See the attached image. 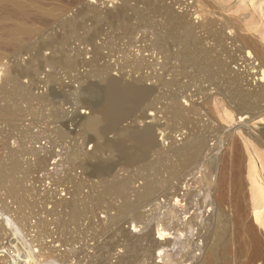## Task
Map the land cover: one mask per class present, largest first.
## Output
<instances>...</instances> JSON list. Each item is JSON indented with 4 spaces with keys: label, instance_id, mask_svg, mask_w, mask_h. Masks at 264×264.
I'll return each instance as SVG.
<instances>
[{
    "label": "rangeland",
    "instance_id": "1",
    "mask_svg": "<svg viewBox=\"0 0 264 264\" xmlns=\"http://www.w3.org/2000/svg\"><path fill=\"white\" fill-rule=\"evenodd\" d=\"M193 1V3L197 2L200 7L203 6L205 8L206 5L208 9L218 5L239 4L241 8L238 12L228 11L230 13L227 12L226 14L232 16L236 13H252L259 21V28L264 31V0H244V2H241L242 0ZM40 2L43 7L51 11L45 17L42 30L36 31L31 39L24 40L19 46H11L9 43L6 44L4 41H0V107L6 105L9 108L7 113H0V168L7 170L10 169V164L16 165L15 169L11 168V172L10 170L5 171L9 174H5L1 181L5 182L6 185L0 182L3 185L0 186V262L2 264H8L9 262L11 264H118L114 263V261L123 257L121 259L125 260V262L131 263L130 261L133 260L130 258L135 259L133 262H139L135 264H191L196 261L195 259H200L205 251V239L203 236H208L210 231L214 230L216 223L213 207L203 203L210 197H207L206 192L202 189V185L207 182L209 184L211 182L215 183L216 180L223 176V171H220L221 157H223V152L225 153L224 149L226 150V145H229L233 139L221 140L222 143L220 142L221 145L219 144L218 148L215 147V140H209L208 147H210L208 149L212 151H207L208 156L201 159V164L192 167L195 170L191 171V173L186 174V172L191 170L187 169L184 171L185 173L169 178L167 182L165 181L166 183L161 178H166V174L162 173V175L156 176L157 179L158 177L160 178L158 179L159 182L156 179L153 183L154 187H158L157 192L155 189L156 193L154 192V197H151L148 203H141V205L145 204L146 206L135 204L136 207H133L138 210L139 213L137 212V215L140 214V217L143 219L142 221L145 223L140 219L138 220L137 215H134L133 218L132 215L136 214L137 210L134 209L132 211L130 209L131 211L128 210L127 213H124L130 221L124 216V220L114 225V227L112 226L108 233L107 231L103 232L104 234L98 233L99 228L96 227L99 222L98 219L103 218L102 221L106 222L105 211L103 212L101 208L106 207L107 209L109 205L107 203L112 202L114 204L113 208L116 211L108 212H117V207L115 206L120 204L121 198L106 194L107 197H103L102 194H100L101 197L98 196V193L101 191L100 189H102L100 185L97 188L94 187L95 190L92 191V186H94L92 181L95 182L96 179L88 175V178L85 177L84 167L79 166V155L76 153V150L80 147L82 152L84 150L90 152L93 150L95 142H100L102 144L101 149L103 148L105 151L103 155L109 154L108 149L111 148L110 150L114 152L113 158L117 160L118 153L126 151L132 146H137L138 137L134 131L150 123L151 121L149 120H152L150 117L155 115H150L149 117L148 113L153 111L152 108L155 110L156 107H159V104L156 102L154 103L155 106L152 104L148 107L146 104L149 101L152 102L151 100L154 97H144L138 92L140 86L151 87L153 84L155 85L156 78L152 72L154 74L161 72L157 68L159 67L157 64H159L160 60L155 59L157 54L154 52L152 43H149L148 40L151 38L150 42H152L154 36L151 34L152 32L148 34L143 25L140 27V21L136 20V22L134 18H132L134 20L131 19V24H120L117 30L106 23L105 25L102 23L100 26V24H95L94 20L91 22L86 21L84 26L82 25L79 30H75L76 33L73 34L74 31L70 32L71 35L67 30L63 29V24H60L64 19L75 16L79 17L80 15L78 14L82 13L81 10L87 3L94 7L96 6L98 10H102L104 13V11L108 12L107 10L109 9L121 7L123 4L122 0H41ZM167 2L170 3L169 0H166ZM190 2L191 0H187L184 4H190ZM136 3L138 5V2ZM130 4L131 6H135L134 0H131ZM139 5L143 7L142 3ZM251 5L253 6L251 7ZM176 7L177 5L174 6L175 9H177ZM130 11L133 12L129 10L127 13ZM143 12L150 13L145 15L146 18H153L151 20L152 23L156 21L157 18L154 17L157 15L156 12L151 11V13L150 10L145 11V9H143ZM255 12L261 13L260 15L262 16ZM75 13L77 14L75 15ZM154 13L156 15L151 16ZM82 16H84L83 13ZM96 29L100 31L96 33L98 31ZM41 39L54 41L55 43L51 47L39 49L37 43ZM258 39L264 45V35ZM60 40H63L64 46L62 50L57 45ZM229 42L226 41L228 47L225 45L228 53L224 51L226 56L223 53L221 58L229 63L230 59L234 57V63H229L232 69L231 75H237L240 84H242L241 86L247 89L250 86H255L258 79L264 82V76H262V79L260 78L261 75L256 67L258 62L254 61L252 56L246 55L245 51L242 52L240 50V52L237 50L239 43L238 45L234 43L233 47L231 46L233 43L228 44ZM147 44L152 45V48ZM144 45L148 48L143 47ZM150 52L155 53V55L153 53H151L153 55H150ZM63 54L66 55L68 60L61 58ZM141 58L147 59L148 62H146L147 60H143V63H150V65L146 63L142 64L141 61L139 62ZM133 59H137L138 61L130 62ZM146 65L148 66L147 68L145 67ZM149 66L152 68V71ZM106 68V72L116 79L112 83L105 81L104 76L101 74ZM100 70L102 71L100 72ZM147 74H150V77L154 76V79H152L153 77L151 80L150 77H148L149 79L146 78ZM164 77L166 80L169 79V74L164 73ZM181 80L182 82L186 81L185 79ZM16 86L27 91L28 95L23 96L21 94L23 91L19 93L15 88ZM166 89L168 90L167 87L163 90L166 91ZM193 89L194 86H190L187 94H190ZM108 94H110V97H105ZM4 96L5 98L3 99ZM13 97H17L15 103H13ZM107 98L111 100L109 102H111L112 107L117 110L113 113H116L117 122L119 123H115L110 130L107 123L109 120L106 118L107 114H110V110L104 106V103L108 101ZM189 99L200 107L199 119L201 130L204 125H209L212 132H216V127L223 133L226 130L233 133L237 132V129L239 130L238 123L241 122L239 121V115L236 114L231 105H227L223 100L216 97L208 100L206 97L199 96ZM180 102L184 106H188L189 104V101L186 102L184 98ZM115 103L121 105L119 109L113 106L116 105ZM225 110L230 114V117H225ZM91 111L96 114L94 126V123L90 124V121L87 122L81 118L90 116ZM157 115L160 116V114ZM193 117L195 118L196 116ZM211 118L213 119L211 120ZM99 128L101 136L97 137L94 131ZM106 129H108V132ZM256 130L262 131L258 128ZM173 134L174 132L169 131V128L165 131L158 130L155 132V139L158 141V146L156 145L155 147H159L157 149L161 151H167L172 145L171 141L175 145L181 144L187 132L183 129L180 132H176V135ZM227 140L231 141H228V143ZM137 148L142 150L141 145ZM147 156L148 159L150 157H153L151 159L155 158V154L153 153L152 155L148 153ZM210 156L215 159L219 158L218 163L208 164ZM145 160L147 158L137 160L133 165L140 163L139 165L137 164L140 167L147 163ZM247 162L248 158L245 156L242 172L243 193L248 219L254 222L250 196L254 175H249ZM133 165H116L120 178L121 176L124 180L127 178L129 184L131 180V182L137 180L135 183H132L134 186L129 185V192L132 194L130 195L131 198L135 197L133 194H135V188L137 189L136 186L142 185L145 178L149 179L147 177L148 174L150 179L153 178L152 175L155 172L151 168L158 167V164H154V166L152 164L150 165L151 168L149 167L147 171L144 169L145 166L140 167L142 171L136 167L140 171L139 175L136 173L135 165ZM128 166H133L134 169ZM120 167L122 168L121 170ZM150 170L152 175L149 172ZM6 175H8V178ZM128 176L134 177L130 179ZM82 178H84L83 181L90 179V181L86 182L92 185L85 186L87 183L80 181ZM8 181L13 182L15 186H9V188ZM79 183L81 186L78 185ZM5 186L7 187L6 189L16 187V190L13 189L7 192L8 190L5 191ZM78 187L81 189V192L78 191ZM89 187L91 193L87 190ZM139 188L141 189L138 186ZM176 189H179V192H176ZM11 191L16 193L13 194ZM82 193H84L83 196L81 195ZM229 194L230 192L227 193L228 196ZM211 195L216 197L217 193L212 190ZM96 196L100 198L99 202L96 201L99 200ZM92 197L94 198L91 199ZM109 197L113 201H109ZM113 197H117L115 201ZM131 198L130 200H132ZM105 200L107 203H105ZM65 203L66 205H64ZM138 206H140V209L137 208ZM91 207H93L92 209L95 210H93L95 213L90 210ZM83 208L86 211H83ZM81 210L83 213L85 212V216L82 215ZM79 211L80 213H78ZM128 214L135 219L133 220L135 222L132 221L130 216L128 217ZM223 215L228 219L223 225H225L233 237L231 264H264V240L259 242L260 248L263 249H259V252L256 253L257 248L254 245L245 246L242 244L236 223V208L230 209L229 207H224ZM136 219L146 224V227H151L153 240L164 245L161 248L162 254L157 255V248H155L156 245L152 240L150 242V240L144 239L142 242L139 241L141 244L138 245L141 246H138L137 248L139 249L136 248L135 250L139 252L144 249L142 250L143 252L141 251L138 254L132 250L133 253L130 251L126 255L125 247L123 246L126 244L124 242L127 241V237L129 239L133 234L139 235L146 231V227L142 229L145 225H142L140 222L137 223ZM92 220L93 222L95 220L96 225H91L93 223ZM115 227L116 229H113ZM161 228H166L165 230L170 232L171 237L166 239L163 236H159ZM124 229H128L127 232L130 231V233L120 235L121 237L117 236L120 233L113 236L110 235L112 231ZM255 232L260 235V231L257 229ZM262 233L264 238V232L262 231ZM99 237L100 239H98ZM91 239L94 240L90 241ZM95 239L99 240V242H96ZM110 239L114 243V240H117L116 242L119 243H115L117 247ZM105 241L106 243H104ZM143 241L146 242L143 243ZM167 241L169 243L165 244ZM107 242L113 244L111 245V243L108 244ZM93 247L95 249H92ZM15 249H17V252ZM145 249H148L147 253L149 255L143 254L146 251ZM104 250L108 251L105 252ZM18 252L19 254H17ZM27 252L30 254H27ZM100 252H102V255H100ZM122 253L123 255L119 257ZM16 254L17 256H15ZM37 254H41L42 256L40 257ZM128 254L130 256L138 254V257L135 258L133 255L132 257H128L129 260H127L126 256H129ZM13 255L16 261L13 260L15 259ZM188 255L190 256L189 258ZM29 256L32 257L29 258ZM152 256L153 258L151 259ZM34 257L35 260L32 259ZM119 264L122 263L119 262Z\"/></svg>",
    "mask_w": 264,
    "mask_h": 264
},
{
    "label": "bare ground",
    "instance_id": "2",
    "mask_svg": "<svg viewBox=\"0 0 264 264\" xmlns=\"http://www.w3.org/2000/svg\"><path fill=\"white\" fill-rule=\"evenodd\" d=\"M40 1L41 0H0V41H4L6 44L9 43L11 46H19L24 40L31 39L36 31L42 30L44 22H45V17L49 15L51 11L43 7ZM130 1L131 0H122L123 4L121 7L119 6V7H115L114 9H109L107 10L108 12L104 11V13L102 10H101L102 12L98 10L96 6L94 7L93 5L87 3L81 10L84 16H82V13L80 12L81 14H78V15H80L81 17L75 16L69 19H64L60 22V24H63L62 25L63 29L65 31L67 30L68 33L71 35L70 32L74 31L73 34L76 33L75 30L77 31V29L79 30V28L82 25L84 26L86 21L91 22L94 20L95 24L97 25L100 24V26L102 25V23L104 25L106 23L107 25H110L115 30H117L120 24H124V23L131 24L132 20L135 19V21L136 20L140 21L139 23L140 27H142L141 25H143L145 29L147 30L145 31L148 34L149 32L150 33L152 32L151 34H153L154 40L152 42H150V40H152L151 38L148 40H149V43H152L153 48L155 50L154 52H156L157 54L156 57L154 56L155 59L157 58L160 60V61L158 60L159 64L157 65L159 67L157 68H159L161 72L155 73V74L154 72H152L156 78L155 85L153 84V86L151 87L150 86L149 87L140 86V89H138V92L141 93L144 97H154L151 100L152 102L149 101L146 104L148 107H150L155 102L159 104V107L158 108L156 107L155 110L152 108L153 111L152 110L151 111L152 112L155 111L154 113L152 112L148 113L149 117L150 115L151 116L155 115L153 117H150L152 118L153 121L149 120L151 121L150 123H147L134 131L136 133L135 135L138 137L137 146L136 145H135L136 147L132 146L128 150L118 153L119 156H117L118 157L117 160L113 158L114 152L110 150L111 148L108 149L109 154L107 155L105 154V156L103 155V152L105 153V151L103 148L101 149L102 144L100 142H97V143L95 142L94 148L90 152H86L85 150L84 152H82L80 147L77 148L76 146L77 148L76 153L79 155V163H80L79 166L84 167L83 171L86 174L85 177L87 178L88 176L95 177L96 179L95 182L92 181V183H94V186H92V191L95 190L94 187L97 188L98 185H100L102 189H100L99 187L101 191L100 193H98V196L102 194L103 197L106 195H111V196H117L121 198L120 200L121 202L119 201L120 204L115 206L117 207V212H114L116 214L110 213L111 211H116V209L113 208L114 204L112 202H111L112 204L110 202L107 203V201L105 200L106 201L105 203L109 205L107 206V209L106 207L101 208V209L103 210V212L105 211L104 214L106 217V220H105L106 222H103L102 221L103 218H101V219H98L99 222L97 223V225L95 224V220L94 222L92 220L93 223L90 221L92 223L91 225L95 224L96 227L99 228L98 233L100 232L103 233L106 231L108 233L110 231L109 229L112 228V226L114 227V225L124 220L123 217L126 216L124 215V213H127L128 210L134 211V209L136 208H133V207H136L137 204H139L140 206H144L145 204L141 205V203L150 202L149 201L150 198L154 197L153 194L155 192V189H156V192L158 189V187H154L153 185L154 181L157 179L156 176H160L162 175V173L166 174L167 176L166 178L161 177L162 181L166 183L169 178L177 177L181 175L182 173H185L184 171L187 169L188 170L191 169V170L189 172H186V174L191 173V171L195 170V169H192V167H196L197 165L201 164V159L203 157L208 156L207 151L209 152L212 151L208 149L210 147V146L208 147L209 140H215V147L218 148L219 144L221 145L222 143L221 140L225 141V139L232 138L233 140L232 141L230 140L231 142L227 140V142L229 141L230 143L228 142L229 145H226L227 148L225 147L226 148V150L224 149L225 153L223 152V155H222L223 157H221L222 160L220 161V168H221L220 171L221 170L223 171V176L220 177L218 180H216L215 183L211 182L212 184L211 183L209 184L207 182L202 185L203 187L202 189H204V192H206L205 194H207V197H210L209 199H207V201H204L203 203L206 205H211L213 207L214 212H215L216 223L214 225V230L213 231L211 230L208 236H205V235L203 236L205 239L204 254L202 255V257L200 256L201 257L200 259L197 258L199 260L195 259L196 260L195 262L192 261L193 263L191 264H231L232 262L231 245L233 243V237L228 232L225 225H223V223L228 220L225 217V215H223L224 207H229L230 209L236 208V211H237L236 223L238 225V234L241 237L242 244L245 246L254 245V247L257 248L256 253H258L259 249H263V248H260L259 242L261 240H264L263 235H262L263 234L262 231L264 232V82H262V80L259 81L258 79L256 81L255 86L253 87L250 86L249 89L242 87L241 86L242 84H240V81H239V77L237 75H231L232 69L230 68L229 63L231 64V62L234 61V57L233 59H230L229 57V59L231 60L229 63L227 61L225 62L221 58V55L223 53L226 56V53L224 52L226 51V48H225V45L227 44L226 41H230L228 44L233 43L231 45L233 47L235 45L234 43H237V45L239 43L237 50L239 51L241 50L242 52L245 51L247 53L246 55H249L250 57L252 56L253 60L258 62L256 67L258 68V72L261 75L260 78L262 79V76H264V45L261 41H259L258 38H261V36L264 35V31L259 28L258 19L254 17L252 13H248V14L236 13L232 16H228L226 14L228 11L238 12L241 8L239 4H236V5L233 4V5H228V6L218 5L214 8L208 9L206 8V5L204 8L203 6L200 7V5L197 4V2L193 3L194 2L193 0H191L190 4H184V2L187 0L185 1L184 0H173L172 2L171 0H169L170 3L168 2L166 3V0L165 1H162V0H134V4L136 2H138V5L142 3L143 7L139 5L141 6L139 8V6L136 5L137 3L135 4V6L134 5L131 6L132 3L130 4ZM241 2H244V0H242ZM198 3H202V2H198ZM176 5H177L176 7L177 9L174 8V6ZM252 6L253 5H251V7ZM143 9H145V11L150 10V12L153 11L157 13V15L156 13L151 14V16L156 15L154 17L157 19L154 23H152L151 21L153 18H150V19L146 18L145 14H150V13H146V12L144 13ZM129 10H132L133 12L130 11L131 13L128 12L130 13L128 14L127 11ZM76 14L77 13H75V15ZM96 30H94L96 31V33L100 31L99 29H96ZM54 43H55L54 41H48V40L41 39L37 43V47L39 49H42L45 47H51L53 46ZM57 45H59L62 50L63 49L62 47L64 46L63 40L58 41ZM152 45H148V46L151 47ZM231 46L229 45L230 48H232ZM143 47H147V46L144 45ZM151 53L153 52H150V55H153V54L155 55V53L153 54ZM244 57H245V54H244ZM61 58L63 60L64 59L68 60V58L64 54L61 55ZM143 60L146 61L147 59L141 58V60L139 59V62L141 61L142 64H145L146 62H148L147 60L145 63H143ZM136 61L138 60L133 59L130 62H136ZM146 64L150 65V63H146ZM145 67L147 68L148 66L146 65ZM107 68L103 72H101L102 70H100V72L102 76H104L105 81L112 83L116 79L111 77L110 74L106 72ZM149 68L152 71V68L150 66ZM146 72L149 73L148 71ZM164 73L169 74V79L166 80V78L164 77ZM150 74H147V76L145 77L146 78L150 77L151 76ZM152 77H150V80L151 78L154 79V76ZM146 78H143V79H146ZM181 79H185L186 81L182 82ZM190 86L191 87L194 86V89L191 91L190 94H187L188 90L190 89ZM166 87L168 88V90L167 89L166 91L163 90ZM15 88L18 90L19 93L23 91L21 93L23 96L28 95L27 91L20 89V87L16 86ZM194 96L206 97L208 100L213 97H216L220 100H223V102H225L227 105H231V107L235 110L236 114L239 115V121H241L238 123L239 130L237 129V132H234V133L232 131L227 132L226 130V132L223 133L219 131L218 127H216V132H212L211 127H209V125H206V126L204 125L203 129L201 130L200 119H199V114H200L199 111H201L200 107L189 99ZM105 97H110V94H108ZM4 98L5 96L3 97V99ZM13 98H14L13 103H15V99L17 97H13ZM183 98L185 99L186 102L189 101L188 106H184L181 104L180 100ZM107 100L108 101L104 103V106L110 110L109 111L110 114L108 113L106 116V118L109 120L107 123H108V129L110 130L113 128V125L115 123L116 124H119V123L117 122L118 120H117L116 113H113L117 110L112 107L111 102H109L111 100H109L108 98ZM1 104H4V103H1ZM115 104L116 105H113V106L119 109L121 105H119L118 103H115ZM8 111H9L8 106L4 105L3 107H0V113H7ZM157 114H160V116ZM224 115L225 117L226 116L230 117V114L226 110L224 111ZM157 116L159 117L156 118ZM193 116H196V117L194 118ZM95 117H96V114H94V112L91 111L90 116L84 117V118L81 117V118L85 119L87 122L90 121V124H92L94 123ZM212 119L213 118H211V120ZM95 123L93 124V126L95 125ZM167 128H169V131L174 132L175 135H176V132H180L183 129H185L187 132V135L183 139L181 144L178 143V145H175L173 144L174 142L171 141L172 145L170 149L167 151H164V150L161 151L160 149H157L159 147H155L156 145L158 146V141H156L155 139L156 138L155 132H157L158 130L165 131ZM256 128L262 131L259 132L256 130ZM108 129H106L107 132H108ZM94 133L97 137L101 136L99 134L100 128L96 129ZM103 136H104V132H103ZM140 145H141L142 150H139L137 148V147H140ZM78 149H79V153H78ZM244 152L246 155L244 154ZM148 153H151V155L152 153L155 154V158L151 159L153 157L149 156L150 158L148 159V156H147ZM245 156L248 158V162H247L248 173L250 176L254 175L253 180H252L253 185H252L251 193H250L251 205H252L251 208H252L254 222H251L252 220L250 221V219H248L247 211L245 208V197L243 193L244 190H243V184H242L243 182L242 172H243V164L245 161ZM146 158L147 160L145 161H147V163L144 162L145 163L144 165L141 164L142 166H145L144 169H146V171L148 170L150 165L153 164L152 166H154V164H158V167L156 166L157 168L150 167L151 170L154 169V172H155L153 173L154 175H152L151 170L149 171L151 172L150 174L152 175V177L154 178L155 176V178L150 179V176H148L149 175L148 174L147 177H149L150 180L145 178L142 185H138L139 187H141V189L139 188L140 190L138 189V186H136L137 189L135 188V194H133L135 195V197L133 196V198L135 199L133 200V198H131L130 196L132 194H130L129 192V185L131 184L132 186L133 185L132 183L133 182L135 183L137 180L133 182H131L132 181L131 180L129 184V181L127 178H125V180L122 176L120 178V175L118 174V170H117L118 168H116V165H121V166H123V164L133 165V163H135L137 160H140V159L142 160ZM218 160L219 158L215 159L214 157L210 156L207 163L216 164L218 163ZM137 164L139 165L140 163L134 164L135 168L138 167ZM133 166L132 167L128 166V167L134 169ZM15 167L16 165L12 163L10 164V169H7V170L8 171L10 170L11 172V168L15 169ZM211 168L213 169V167ZM121 169L122 168L120 167V170ZM231 169L232 171H230ZM7 170H4V168H0V182L4 183L5 185L6 183L1 180L3 179L5 174H9L5 172ZM136 171H137L136 173L139 174L140 171H138L137 168H136ZM7 176L8 175H6V177ZM143 176H146V175H143ZM131 177H134V176H130L129 178L132 179ZM142 178L144 179V177ZM159 178L160 177H158V179ZM83 179L84 178H82L80 181L82 182L90 181V179L85 180V181H83ZM10 181H8L9 182L8 187L15 186V184H13V182H10ZM10 183H12L13 185L12 184L10 185ZM78 185L81 186L80 183ZM87 185L90 186L92 184L87 183L85 186ZM0 186H3V185L0 184ZM6 188L7 187L5 186V191L8 190L7 192L13 189L16 190V187L15 188L13 187V189H9L10 187L8 189ZM80 190L81 189H79L78 191ZM87 190H89L90 191L89 193H91L90 187ZM178 190L176 189V192ZM212 190L217 193L216 197L211 195ZM14 191H11V193H13ZM229 192L230 194L228 196L227 193ZM83 194L84 193H82L81 195L83 196ZM85 195H88V194H85ZM129 196L132 200H130ZM94 197H92L91 199H93ZM82 198H85V197H82ZM116 198L113 197L114 201L116 200ZM98 199L99 200H96V201L99 202L100 198ZM108 199H110V197ZM79 201L82 202V200L80 199ZM109 201H113V200L110 199ZM84 203L86 204V202ZM102 204L104 205V203ZM64 205H66V203ZM140 206H138L137 208L140 209ZM92 208L93 207H91L90 210L93 212L94 209ZM83 209H84L83 211H86L85 208ZM137 212L138 210L136 211V214L134 212H130V213H134L132 215L133 218H134V215H137L139 213ZM78 213H80V211ZM82 215L85 216V212ZM129 216L130 214H128V217ZM136 217L138 220L139 219L141 221L143 220L140 217V214L137 215ZM133 218L131 217L132 221L135 220ZM127 219L129 220V218ZM127 219L126 221H128ZM138 220L136 221L137 223L140 222ZM142 222L145 223L144 221ZM143 223L141 224L145 226L142 227V229L143 228L145 229L146 224H143ZM135 226H137V224H135ZM14 229H16V227ZM113 229H116V227ZM165 229L166 228L160 229L161 233L159 236L161 237L163 236L166 239L170 238L171 237L170 232H167ZM256 229L260 231V235H258L255 232ZM43 230L45 231V229ZM43 230L42 232H44ZM127 230L124 229V230L112 231L110 235L113 236V235L120 233L117 236L121 237L120 235H127L130 233V231L127 232ZM152 233L153 232H152L151 227H146V231L142 232L141 234L137 233L139 235L133 234L129 237V239L127 237V241L125 240V238H123L124 241H126L124 242L126 243L125 246H123L125 247L124 250L126 252V255H127V252L129 253L132 250H134V252H137L138 254L139 252L144 250L142 249L139 252L135 251L138 246H141L138 244H141L142 240L144 239H147L148 241L150 240V242L152 240V242H154V244L156 245V247L155 246L154 247L157 248L156 249L157 255L162 254L161 248L164 247V245H161L160 243H157L155 240H153ZM90 238H93V237H90ZM98 239H100V237ZM119 239L122 240L121 238ZM93 240L91 239L90 241H93ZM114 241L115 243H117L116 242L117 240H114ZM96 242H99V240L98 241L96 240ZM144 242L146 241H143V243ZM150 242H147V243H150ZM104 243H106V241ZM113 243H111V245ZM115 243L114 245L117 247ZM167 243L169 242L167 241L165 244ZM120 245L122 244L120 243ZM95 247H93L92 249H95ZM99 248L97 249L99 250ZM104 248L106 249V247ZM15 250L17 252V249ZM145 250L146 251L143 254H148L147 253L148 249H145ZM104 251L106 252L108 250H104ZM110 252H113V251H110ZM131 253H133V251ZM17 254H19V252ZM17 254L15 256H17ZM27 254H30V253L27 252ZM100 255H102V252H100ZM122 255L123 253L119 257H121ZM133 255L135 256V254H132L131 256L129 255L126 257L127 258L132 257ZM137 255L135 256V258L138 257ZM15 256L13 258H15ZM39 256L41 257L42 255L40 254ZM30 257L32 256H29V258ZM35 257L32 259L35 260ZM189 257L190 256L188 255V258ZM10 258L13 259L12 257ZM121 258L116 259L114 263H118V264L119 262L122 264L139 263L136 261L133 262L135 260L133 258H130L131 260H133V261H130L131 263L125 262V260H122ZM147 258H150V257H147ZM152 258L153 256L151 257V259ZM13 260L16 261V258ZM127 260H129V258ZM146 260H149V259H146ZM28 262H32V261H28ZM8 264H11V263L9 262ZM26 264H29V263H26Z\"/></svg>",
    "mask_w": 264,
    "mask_h": 264
}]
</instances>
